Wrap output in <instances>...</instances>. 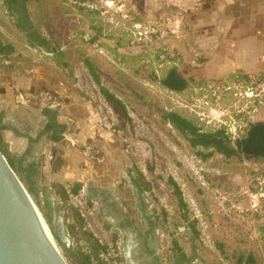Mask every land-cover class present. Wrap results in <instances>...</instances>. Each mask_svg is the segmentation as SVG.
Segmentation results:
<instances>
[{
  "label": "rangeland",
  "instance_id": "1",
  "mask_svg": "<svg viewBox=\"0 0 264 264\" xmlns=\"http://www.w3.org/2000/svg\"><path fill=\"white\" fill-rule=\"evenodd\" d=\"M252 2L253 0H248L245 4L250 8ZM25 6L28 12L37 14L35 20L29 17V22L32 25L36 22L42 28L40 34H44V37L40 41L52 46L57 53L48 57L40 49L34 48L30 35L22 30L18 18L10 11L5 0H0L1 46L12 45L14 48L11 53L4 52L2 59L5 58L11 64L18 62L27 68L33 67L32 73L42 76L36 85L38 89L46 86V82L53 84L63 80L68 86L80 90L99 111L104 124L115 129L123 142L121 147L127 151L125 158L132 165L135 176L121 178L123 182L119 187L122 200L126 202L125 206L133 220H138L139 207H143L150 215V221L155 227L150 246L160 263L172 264L174 258H178L179 261L187 259L189 264H264V236L248 192L258 177H264V161L235 156L226 158L214 150H211L213 152L210 156L202 158L198 153L201 147L191 146L163 116L166 111L172 110L208 131L218 128L226 130L229 126L238 124H242L244 128L245 123L259 118L264 104L253 111L252 103L248 102L247 97L235 92L248 90L249 86L261 88L259 83L264 82V68L248 73L237 71L229 75L208 74L206 65L202 62H208L212 58L188 42L187 18H182L179 36L171 37L167 45L179 52V60L172 66H176L188 79V86L182 91H174L159 80L171 66L165 64L160 67L157 75L142 61L139 49L128 46L123 25L115 16L73 9L65 6L63 0H27ZM248 7L245 9L243 5L234 4L233 11L239 18H232L229 23L222 20L217 27L213 26L215 30L221 27L224 33L219 32L224 37L225 46L231 42L234 47L236 39L243 38L241 31H235V34L232 28L246 22L252 13ZM134 12L140 17L139 13ZM259 24L264 28V18L259 19ZM84 30H91L101 39L103 53L81 40L80 34ZM245 35L247 36L246 33ZM260 37L264 40V31L260 33ZM232 53L226 52L223 57L227 59ZM85 58L95 64L102 84L125 104L128 117H124L104 98L84 62ZM3 70V78L9 79V86H0V93L4 91V87L9 90L20 88L25 80H32L31 76L22 77L21 68L14 75ZM18 78L25 80L19 81ZM214 82L232 85L231 89L222 93L220 102L212 98L209 85ZM14 103L13 108L22 106L19 100ZM24 106L35 109L29 105ZM37 106H41V103H37ZM237 110L242 111L236 114ZM28 112L37 115L31 110ZM71 130L74 138L83 134L79 127ZM0 134L10 156L17 158L15 165L18 169L24 168L32 158V153L37 150L39 159L35 172L32 176H27V173L23 175L31 182L40 200L43 201L45 196L50 199L53 221L56 222V218L60 216L65 223L68 222L67 210L51 187L56 145L40 138L32 146L26 137L9 128L1 130ZM66 134L70 135V131ZM228 136L234 140L233 134ZM115 156L122 160L119 154ZM169 176L181 188L187 220L183 217V207L178 196L167 181ZM89 198L84 192L74 196L72 202L84 208L86 199ZM94 200L95 202L90 203L91 210L87 211V227L110 244L114 230L107 220L109 210L105 209L106 218L98 200ZM191 222L194 223V228L186 225ZM139 226L143 227L140 222ZM131 236L132 232L128 229L124 238L128 239L127 244L131 243ZM174 242H177L179 249L173 247ZM57 244L68 262L74 264L65 254L63 246ZM119 244L124 256L126 251L121 242ZM181 253L185 254L184 257ZM240 255L245 258L251 256L252 259L247 258V261L244 258L240 263Z\"/></svg>",
  "mask_w": 264,
  "mask_h": 264
},
{
  "label": "flooded vegetation",
  "instance_id": "2",
  "mask_svg": "<svg viewBox=\"0 0 264 264\" xmlns=\"http://www.w3.org/2000/svg\"><path fill=\"white\" fill-rule=\"evenodd\" d=\"M3 56L4 52L0 50L1 87L9 86L7 85L9 79L3 78L1 72L3 69V71L7 70L11 75H14L17 69L21 68L22 77L31 76L32 80L20 79L25 81L23 84L21 83L22 86L20 88L11 89L14 94L12 98L7 95L6 90L8 87H4V91L0 93V131L9 128L13 132H18L26 137L28 143L32 146L40 138H45L47 143L56 145L57 148L54 151V160L56 162L51 171L53 182L60 183L66 187L81 184L83 188L85 187V191L89 197L96 199V195L100 190L93 186V183L105 180L106 183L112 184L117 183L118 176L126 177L128 175L131 178L135 177L132 165L125 158L127 151L121 147L123 142L120 140L119 135L115 129L107 127L103 120L100 123L97 117L100 115L99 111L93 106L92 102L87 101L86 96L80 90L68 86L63 80L53 84L46 82V86H41L38 89L36 85L41 80L39 77L42 76H39V73L37 74L36 72L35 74L32 73L33 67L27 68L23 64H18V62L11 64L5 58L2 59ZM14 91H18L19 93L16 94ZM17 99L21 101V105H29L38 110L39 120L36 125H31L27 121H24L21 110L18 107L13 108L14 102H18ZM37 103H41V106L36 107ZM20 104L17 103V105ZM251 124H248L242 135L232 140L234 147H236L235 141L237 139L244 138L248 134ZM78 126L80 132L83 131V134H78L74 138L71 129L78 128ZM68 131H70V135L66 134ZM199 131L211 132L202 128ZM56 135L60 137L56 139ZM200 147L203 149L205 145L200 144ZM211 148L213 147L211 146L207 149ZM118 150H120L119 153ZM36 151L32 153V158L26 162L23 168L24 173L33 175L32 171L36 170L39 159V153ZM116 154H119L122 160H118L115 156ZM221 154L226 157L225 153ZM241 154L237 150V155L235 156L239 158ZM261 160L264 161V159ZM58 161L60 162L59 166L57 165ZM65 172L68 173L66 176L64 175ZM121 182L123 180L119 179L117 184H121ZM116 212L118 216H122L121 212ZM137 218L140 224H142V228L139 229V227L134 226L129 220L123 218L120 219L118 228L123 233H126V230L129 229L135 238L150 240L151 243L155 227L152 223L148 222L146 213L143 212L141 207H139ZM65 233L69 235L67 230ZM143 248L145 252L152 254L151 247L145 245ZM154 262L155 264H161L156 257H154ZM150 264L154 263L150 261ZM172 264H189V261L187 259L179 261L178 258H174Z\"/></svg>",
  "mask_w": 264,
  "mask_h": 264
},
{
  "label": "crops",
  "instance_id": "3",
  "mask_svg": "<svg viewBox=\"0 0 264 264\" xmlns=\"http://www.w3.org/2000/svg\"><path fill=\"white\" fill-rule=\"evenodd\" d=\"M26 1L27 0H5V3L10 11L18 18L22 30H25V32L30 35L29 38H31L34 48L40 49L42 53L48 57H53V54L57 52L52 46H49L44 41L41 42V38L44 37V34H40L42 33L40 32L42 28H40L36 22H34V25L29 22V17L35 20L37 14L26 10ZM246 1L248 0H127L129 7L133 11L139 13L140 17L142 16L141 18L143 19L160 20L165 15H168L169 12L181 13L180 15L182 18H187L186 22L188 27L186 29V36L188 42L198 48V50L200 49L206 56L208 55L212 58L208 62H202L206 65L208 74L220 75H229L237 71L248 73L264 68V40L260 37V33L264 31V28L259 24V19L264 18V0H253L250 5L252 13L248 16L246 22L236 27L237 29L232 28L235 34V31H241V34H244L243 38L236 39V46L232 47L231 42H228L225 46L224 37H222V33L219 32L222 31L221 27H218V30L214 28L217 27L222 20L225 23H229L232 18H239L236 17V13L233 11V5H243L246 9V7H248L245 4ZM250 8L248 7V9ZM231 51L233 53L230 57L227 56L228 58L225 59L223 54L226 52L230 54ZM6 91L7 95L12 98L14 95L13 91L9 89ZM18 109L21 110L22 119L24 121H27L31 125H36L38 123L39 117L36 108L32 109L22 105L20 108L18 107ZM28 110L35 112L37 115L34 113L32 115ZM256 121L264 122V108ZM122 177L123 176H118V181L116 182L118 183L119 179ZM104 182L105 180L95 182L92 185L100 190L96 195V200H98L99 206L106 218L105 209L109 210V219L107 218V220L109 224H111L114 232L117 233L118 242H121L122 248L126 251L123 260L126 264H150V261L155 264L154 257L156 256L153 254L154 250L153 247L150 246V240L135 238L133 233L129 240L131 242L130 244H127L128 239L124 240L127 230L126 233H123L122 230L118 228L120 219L129 220L137 227H140L139 220H133V216L128 213V208L125 206L126 202L123 201L124 199L121 195L119 184H108ZM120 204L124 207L120 206ZM141 208L143 212H145L143 207ZM116 211L121 212L122 216H118ZM145 213L148 222L152 223L150 221V215L147 214V212ZM59 220H62L60 216L56 218V222H54L55 225ZM62 221L64 222V220ZM64 227L66 231L68 228L65 222ZM145 242L146 244H144ZM143 244L144 246L148 245L151 247L152 254L144 251Z\"/></svg>",
  "mask_w": 264,
  "mask_h": 264
},
{
  "label": "trees",
  "instance_id": "4",
  "mask_svg": "<svg viewBox=\"0 0 264 264\" xmlns=\"http://www.w3.org/2000/svg\"><path fill=\"white\" fill-rule=\"evenodd\" d=\"M95 37L97 36L95 35ZM13 49L14 48L12 45H2L0 48L2 52L6 53H11ZM58 62L62 64V62L59 60ZM84 62L88 66L94 81L97 83L100 92L107 102L110 105L115 106L124 117H128L126 106L122 100L102 84L95 64L87 58L84 59ZM159 80L165 87L174 91H182L188 86V79L180 73L176 66H171L168 68L166 73L161 76ZM163 116L173 125L175 129H178V131L182 133L184 138L191 145H193V147H199L200 144L205 145L203 149L198 150V153L202 156V158H207L210 156L213 152L211 150L225 153L226 158H230L237 155L238 150L242 153L239 158L264 159V122L262 121L250 122V124H252L248 134L244 138L237 139L235 141L236 147H234L232 145V140L229 138L224 128H218L211 132H200L199 126L178 112L172 110L166 111ZM58 137L60 136H55L56 139ZM211 146L213 148L207 149ZM0 149L39 206L57 243H60L63 246L65 254L73 261L74 264H117L119 262V255L111 253V250L117 251V233L113 232L112 234V245L109 246L107 243L102 242L99 237L93 233V231L87 228L86 217L83 215L81 210L70 203L71 195H76L79 193L82 188L81 184L66 187L60 183H52V187L59 199L62 201L63 206L70 209V213L67 214L66 217L69 218V221L66 222V224L68 228L67 231L70 238L72 239V244H67V242L61 240L60 236L55 231L56 225L52 219L50 199L48 196H45L43 201L39 199L36 190L31 185V182H29L25 178V175H23L24 169H18L16 167L15 163L17 158L15 159L13 156H10L9 152L3 145L1 134ZM59 164L60 162L58 161L57 165L59 166ZM34 172L35 170L32 171V173ZM26 175L31 176L32 174L30 175L27 173ZM167 179L168 183L173 187L174 193L178 196L179 203L183 207V217L187 220L188 217L186 216L184 209L185 202L183 200L181 188L172 176H169ZM186 225L192 228L195 226L192 222ZM107 226L110 227L109 225ZM173 247L179 249L177 242H174ZM180 255L184 257L185 254L181 253ZM244 258L245 256L240 255L238 257V262L242 263ZM247 258L248 260L249 258L250 260L252 259L251 256L246 257L245 259L247 260Z\"/></svg>",
  "mask_w": 264,
  "mask_h": 264
},
{
  "label": "built area",
  "instance_id": "5",
  "mask_svg": "<svg viewBox=\"0 0 264 264\" xmlns=\"http://www.w3.org/2000/svg\"><path fill=\"white\" fill-rule=\"evenodd\" d=\"M63 3L67 7L79 9L84 12L115 16L123 25V30L126 34L125 39L128 46L138 48L142 53V61L147 66H150L157 75L160 73V67L165 64L168 66L177 64V61L179 60V52L174 47H168L167 44L171 37L179 36V31L182 26V17L178 12L175 14L165 15L160 20L143 19L129 7L127 0H63ZM80 37L82 41L97 49L100 53L104 52L101 39L95 37V34L91 32V30L82 31ZM209 87L212 92V98L216 102H220L222 99V93L225 90L231 89L232 85H221L220 83L214 82L209 85ZM259 87L261 88L249 86L248 90L235 92V94L239 93L242 97H247L248 102L252 103V110L257 111L258 108L264 104V82L259 83ZM246 107L249 108L248 104H246ZM244 109L245 108H243V110ZM241 111L242 110H237L236 114H239ZM98 120H100L101 123V120L103 119L101 116H98ZM219 121L223 120L219 119ZM248 124L249 122L245 123L244 128H242V124L229 126L225 132L227 134H233L232 137L235 139L236 137H239L241 133L245 132L244 130H246ZM67 174V172L64 173L65 176ZM84 192L86 193L85 187H82L78 194L71 195L70 203L81 210L83 215L86 217L87 226V211L91 210L92 204L90 205V203L95 202V200L90 198L86 199V205L84 208H81L72 202V198L74 196H78L80 193ZM248 192L249 196H251L253 211L255 215L259 216L258 223L264 236V177H258L257 182L253 184L252 188H250ZM59 201L63 206L62 201L60 199ZM234 205L235 204H233V206ZM65 209L67 210L65 212L69 214L70 209L68 207H65ZM67 220L69 221V218H67ZM93 233L99 237L95 231H93ZM99 239L102 242L107 243L109 246L112 245V241L109 244L108 242L103 241L100 237ZM116 245L117 251L111 250V253L119 255L120 259L117 264H123V254L118 240Z\"/></svg>",
  "mask_w": 264,
  "mask_h": 264
},
{
  "label": "water",
  "instance_id": "6",
  "mask_svg": "<svg viewBox=\"0 0 264 264\" xmlns=\"http://www.w3.org/2000/svg\"><path fill=\"white\" fill-rule=\"evenodd\" d=\"M47 228L39 206L0 149V264H70ZM55 231L70 243L62 220Z\"/></svg>",
  "mask_w": 264,
  "mask_h": 264
},
{
  "label": "bare ground",
  "instance_id": "7",
  "mask_svg": "<svg viewBox=\"0 0 264 264\" xmlns=\"http://www.w3.org/2000/svg\"><path fill=\"white\" fill-rule=\"evenodd\" d=\"M47 227V226H46ZM48 229V228H47ZM48 231H49V233H50V230L48 229ZM50 235H52L51 233H50ZM61 250V249H60Z\"/></svg>",
  "mask_w": 264,
  "mask_h": 264
}]
</instances>
